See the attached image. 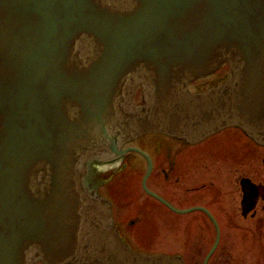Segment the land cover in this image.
Here are the masks:
<instances>
[{
	"label": "water",
	"instance_id": "95a60500",
	"mask_svg": "<svg viewBox=\"0 0 264 264\" xmlns=\"http://www.w3.org/2000/svg\"><path fill=\"white\" fill-rule=\"evenodd\" d=\"M228 127L264 144V0H0V264H185L127 243L88 162Z\"/></svg>",
	"mask_w": 264,
	"mask_h": 264
},
{
	"label": "flooded vegetation",
	"instance_id": "af4514ba",
	"mask_svg": "<svg viewBox=\"0 0 264 264\" xmlns=\"http://www.w3.org/2000/svg\"><path fill=\"white\" fill-rule=\"evenodd\" d=\"M228 76L229 69L219 84ZM203 78L194 80L190 89ZM133 100L142 103L141 86ZM230 130L233 133L228 135ZM241 135L245 136L241 129L231 127L191 142L162 132L145 133L127 142L123 146L127 152L120 157H96L89 161L85 185L110 201L115 225L135 250L143 251L132 244L131 238L139 243L144 236L153 239L156 223L172 218L183 223H212L216 240L210 251L219 236L216 253L227 232L237 237L243 222L264 221V175L259 178L255 170L244 172L242 147L236 138L241 139ZM254 144L256 151L264 148ZM175 240L176 245H189L188 251L182 248L184 252L177 254L185 257V253H190V240L186 242L179 236ZM192 249L195 252V247Z\"/></svg>",
	"mask_w": 264,
	"mask_h": 264
},
{
	"label": "rangeland",
	"instance_id": "374dc122",
	"mask_svg": "<svg viewBox=\"0 0 264 264\" xmlns=\"http://www.w3.org/2000/svg\"><path fill=\"white\" fill-rule=\"evenodd\" d=\"M228 69V66H224L220 70L221 72L194 82L191 85V89L198 91L219 84L224 78V72H227ZM228 132L227 134L231 135L233 130ZM236 138L238 144L242 147V155L244 156L242 166L244 172H252V170H255V172H258V177L260 178V176L264 175V163L262 162L264 148L256 151L254 142L257 144L260 143L250 137L248 138L247 135L241 137V139ZM260 145L264 146V144ZM252 152H255L257 156L256 154L253 155ZM137 173H139L137 177L140 178L141 171ZM164 221L156 223L157 226H155V229L157 233L153 239L144 236L140 240L141 243H139L138 239L131 238L132 244L143 251H152L153 253L164 252L169 255H174L178 252H184V248L188 251V243L185 245H176L177 239L175 240V238L179 236L185 238L186 242L190 240V253H185L187 259L185 261L190 262V264H203L216 240V229L214 225L212 223H183L172 218H166ZM125 226H127V223H125ZM239 226L240 228L237 231L241 234L236 237L235 233L230 236L227 232L224 242L209 259L208 264H264V221L243 222ZM232 230L234 231V229ZM193 247H195V252H193ZM182 256L184 257V255Z\"/></svg>",
	"mask_w": 264,
	"mask_h": 264
}]
</instances>
